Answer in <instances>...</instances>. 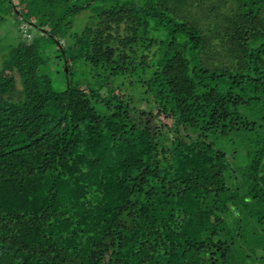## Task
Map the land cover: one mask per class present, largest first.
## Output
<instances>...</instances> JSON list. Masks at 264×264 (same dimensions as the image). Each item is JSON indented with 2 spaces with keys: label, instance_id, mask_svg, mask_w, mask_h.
<instances>
[{
  "label": "trees",
  "instance_id": "16d2710c",
  "mask_svg": "<svg viewBox=\"0 0 264 264\" xmlns=\"http://www.w3.org/2000/svg\"><path fill=\"white\" fill-rule=\"evenodd\" d=\"M5 5L0 264H264V0Z\"/></svg>",
  "mask_w": 264,
  "mask_h": 264
},
{
  "label": "rangeland",
  "instance_id": "374dc122",
  "mask_svg": "<svg viewBox=\"0 0 264 264\" xmlns=\"http://www.w3.org/2000/svg\"><path fill=\"white\" fill-rule=\"evenodd\" d=\"M1 2V8L2 9H6V5H5V0H0ZM88 15V12H84L81 15L77 16L76 19H74V27L73 30H82L83 27H85L88 23H92L93 21H91V19H86ZM21 23V19L17 18V15L15 12L11 11L8 13V15L5 17V21L3 23V25L0 27V66L2 63L3 58L6 56L7 51L5 49H8V44L13 43L17 40V38L20 35V31H19V25ZM32 24V23H30ZM20 28L24 31V35L25 38L27 39H31L33 36H39L41 35V31H39L38 29H36L35 27L32 26V28L30 27V32L25 31L24 29H28L29 28V24L27 23H22L20 25ZM43 55H46L49 59H48V71L51 74V76L53 77L55 83L57 86H62L65 84V79L63 77V75H60V73L57 72V70L59 69V66H61L60 61H58V52L56 50V47L52 44L49 45V42L47 43V46H44V53ZM81 63H79L78 65V69H79V73L76 74V76L74 77L75 81H78L79 79H85V77H83L81 75V71H80V67ZM67 69V68H65ZM16 78L18 81V86L20 87L19 84V78L18 75L16 74ZM112 85V89H115ZM118 91V90H115ZM133 91V90H132ZM131 90H124V93L126 95H129L130 92H132ZM142 92H145V90L142 88L141 90H134L133 93V101L132 104L134 105V107H137L138 109H145V110H152L153 112H155L157 115H161L158 111V107L157 104L153 101V99L151 97H149L148 95L142 94ZM122 93H119L120 96L122 97H126V95ZM161 117L164 119V121H166L168 124L173 125L175 123L174 119L171 118L170 116H167L165 114H162ZM158 122V120H157Z\"/></svg>",
  "mask_w": 264,
  "mask_h": 264
},
{
  "label": "water",
  "instance_id": "95a60500",
  "mask_svg": "<svg viewBox=\"0 0 264 264\" xmlns=\"http://www.w3.org/2000/svg\"><path fill=\"white\" fill-rule=\"evenodd\" d=\"M32 24H34V23L32 22Z\"/></svg>",
  "mask_w": 264,
  "mask_h": 264
}]
</instances>
